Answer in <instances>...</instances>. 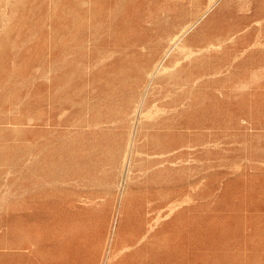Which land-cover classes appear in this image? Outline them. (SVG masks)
<instances>
[{
    "label": "rangeland",
    "instance_id": "374dc122",
    "mask_svg": "<svg viewBox=\"0 0 264 264\" xmlns=\"http://www.w3.org/2000/svg\"><path fill=\"white\" fill-rule=\"evenodd\" d=\"M130 207L159 264H264V0H0V264H146Z\"/></svg>",
    "mask_w": 264,
    "mask_h": 264
},
{
    "label": "crops",
    "instance_id": "0c3cea01",
    "mask_svg": "<svg viewBox=\"0 0 264 264\" xmlns=\"http://www.w3.org/2000/svg\"><path fill=\"white\" fill-rule=\"evenodd\" d=\"M186 199H189V198H186ZM122 201H124V200H122ZM189 201H193V200H188V202H187V200L184 202H180L179 198H176L174 200L175 204H178V205L180 204L183 206H189V205H194V204H203V205L207 204V203L205 204V202H203V203H201V202L196 203L195 202L194 203V202H189ZM130 204L131 205H136V204L141 205L144 203H140V202L132 203V202H130ZM159 204H163V203L160 202ZM210 204L211 203H208V205H210ZM214 204H216V203H214ZM129 209H130V211H128V214L133 216L132 218L127 217L130 224L127 225V221L123 220L124 219L123 213H120L122 215V219L119 221L118 226L114 229V232L112 231V233H113L112 236H114V240H113L112 244L110 245V251L108 253V256L115 257L113 252H115V250L120 249L122 247L123 248H127V247L128 248H135L136 246H138L137 244H140L139 251H141L142 245H144V247H145L144 259L146 261V264L147 263L159 264V263H162V261L164 262L165 261L164 259L161 260V257L163 254V249L159 246H158V249H156V248H153L152 246L147 245L149 243H155V241L153 240L154 239L153 237L156 236V233L158 232L159 229L161 230L162 222L157 220L153 223V221H149L148 219L141 220L140 219V215H141V213H140L141 208L140 207H130ZM221 209L222 208H220V207H203V208H188V207L179 208L178 207L174 210L176 212V213H174V216L179 215V212H181V211L190 212L187 214H193V215L196 212L201 213L208 220L207 221L208 224L204 221V223L202 225L203 231L206 233L207 228L210 226L209 217L212 214L220 213ZM61 214H62L61 209L57 213H55V215H58V216ZM177 217H179V216H177ZM193 224L190 222V225H193ZM183 228H184V226L179 229L180 231L175 229L171 235L167 236V237L172 238L173 244H172V247L166 251H171L172 253L176 254L179 252L192 253V251L195 250L194 248L191 249L189 247H186V245L180 246L181 244H183L182 241L180 240V236L182 235V229ZM188 230H189V227H186L185 231H188ZM209 251L210 250L208 248L204 247V245L201 248V252L203 253V257H205L206 252H209ZM116 261H118L121 264H128L127 263L128 259L125 256H122L121 258H119ZM130 262L134 263V262H136V260L131 258L129 263ZM181 262L182 261H180V260H172L171 261V263H181ZM196 263H198V261L194 260V261H188V263H185V264H196ZM202 264H210V261L209 260H203Z\"/></svg>",
    "mask_w": 264,
    "mask_h": 264
}]
</instances>
